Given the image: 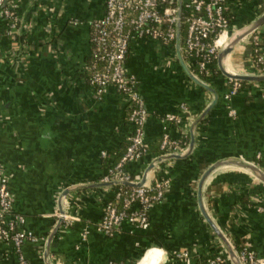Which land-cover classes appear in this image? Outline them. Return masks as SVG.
Returning <instances> with one entry per match:
<instances>
[{"label": "crops", "instance_id": "crops-1", "mask_svg": "<svg viewBox=\"0 0 264 264\" xmlns=\"http://www.w3.org/2000/svg\"><path fill=\"white\" fill-rule=\"evenodd\" d=\"M105 1L8 0L21 40L7 34L0 11V169L12 194L11 215L21 216L19 229L37 238L25 241L21 254L29 264H47L46 249L50 264H203L213 254L226 255L199 209L198 181L223 158L247 160L264 171V82L245 81L225 98L230 83L223 74L209 81L198 77L215 90L217 100L195 128L191 154L149 172L146 181L166 178L169 184L163 199L150 207L146 226L124 222L110 234L100 231L103 208L114 199L115 186H99L70 191L61 207L74 219L53 231L61 192L100 182L132 131L122 96L112 85L97 95L86 69L93 24L105 15ZM225 7L235 31L264 12V0H225ZM255 36L264 56L263 24L238 43L225 60L227 70L256 73ZM125 72L134 76L147 110L142 136L148 143L163 134L177 140L189 134L191 122L214 98L186 75L172 44L136 38ZM168 113L178 121L165 120ZM154 157L145 154L126 164V171L138 181ZM202 202L234 247L245 246L264 257L261 181L243 168L219 167L203 185ZM51 232L55 234L46 248ZM179 252H188L189 263ZM17 261L13 247L0 242V264Z\"/></svg>", "mask_w": 264, "mask_h": 264}, {"label": "built area", "instance_id": "built-area-1", "mask_svg": "<svg viewBox=\"0 0 264 264\" xmlns=\"http://www.w3.org/2000/svg\"><path fill=\"white\" fill-rule=\"evenodd\" d=\"M173 2L177 3V0H106L105 15L93 24L92 59L86 66V69L92 71L90 84L97 95H101L108 85L114 86L129 107L128 121L132 126L127 138L128 146L125 154L120 161L109 168L100 182L112 180L136 182L126 170L122 169V164L125 161H135L146 154L142 127L147 110L136 91L134 76L125 72V60L131 42L139 37L150 38L159 44L175 45L177 5H173ZM183 5L189 10L184 17L185 33L182 37L181 53L189 68L193 64V58H196L195 64L199 72L207 75L210 61L217 57L221 48L219 39L225 35L224 40H227L233 32L224 14L225 0H188L183 2ZM0 11L8 23L7 34L18 32V21L8 5V0H0ZM182 21L181 15V29ZM254 42L257 56L253 63L255 72L259 73L264 70V56L259 51L256 36ZM195 76L198 77L197 74ZM228 80L230 87L225 98L235 94L241 83L235 79ZM180 108L186 110L184 104H180ZM229 113L234 115L235 112L230 110ZM164 119L172 122L178 121L179 118L168 113ZM187 145H180L177 139L163 134L159 155L182 153ZM102 154L104 155V152ZM168 184L166 178H156L152 182L146 181L140 187L115 186L114 199L107 202L103 208L99 230L110 234L124 222L136 228L146 226L150 207L163 199ZM134 204L138 205L135 209H133ZM11 208L12 194L8 188V178L0 169V242L6 241L13 247L18 256L16 264H29L21 254V246L25 241H37V238L33 233L19 229L18 225L23 218L11 215ZM59 216L58 211L56 217ZM73 219V216L64 212V222L69 223ZM238 254L242 264H264V257L257 256L248 247L243 246ZM177 255L189 263L188 252H179ZM203 264H231V262L227 255L216 253L208 257Z\"/></svg>", "mask_w": 264, "mask_h": 264}, {"label": "water", "instance_id": "water-1", "mask_svg": "<svg viewBox=\"0 0 264 264\" xmlns=\"http://www.w3.org/2000/svg\"><path fill=\"white\" fill-rule=\"evenodd\" d=\"M177 21H176V36H175V49L177 52L178 59L180 61V64L186 73V75L193 80L196 84H198L200 87L208 90L214 95V98L212 102L191 122L189 127V142L182 153L174 154H163L159 155L157 157H154L148 164V166L144 169L143 174L141 178L136 182H129V181H122V180H112L109 182H96V183H87V184H76L69 186L65 188L60 196H59V204H58V211L60 213V216L58 217L56 228L53 231H57L59 227L63 224V214L64 210L61 207V201L62 199L72 190L80 189V188H92V187H99V186H130V187H140L142 186L149 174V172L158 164L170 160V159H181L185 158L186 156L190 155L193 147H194V132L197 124L204 119L206 114L209 112V110L212 108V106L215 104L217 100V95L215 90L208 85L207 83L200 80L198 77L195 76V74L191 71V69L186 65L185 60L183 58V55L181 53L182 49V33H181V13H182V0H177ZM264 24V12L260 14L257 18L249 22L247 25L242 26L241 28L233 31L227 41L224 43V45L218 50L217 57H216V63L217 68L228 79H235L241 82L245 81H252V82H264V73H236V72H229L225 68L224 61L228 58V56L233 52L235 47L238 45V43L245 38L246 36L252 34L257 28H259L261 25ZM222 166H235L239 168H243L247 170L249 173H251L256 179L261 181L264 184V171L255 163L243 160L240 158H223L220 160H217L213 162L210 166H208L201 174L199 181H198V187H197V199H198V205L199 209L206 220V222L209 224L213 232L216 234L217 238L219 239L221 245L225 249L226 255L231 262V264H242L239 258L238 250L229 242L225 234L220 230V228L213 222V220L208 215L207 211L205 210L202 202V189L203 185L208 178V176L217 168ZM55 232H51L50 236L47 238V245L46 248L53 237ZM45 260L47 264H50L48 261V252L47 249L45 251Z\"/></svg>", "mask_w": 264, "mask_h": 264}, {"label": "trees", "instance_id": "trees-1", "mask_svg": "<svg viewBox=\"0 0 264 264\" xmlns=\"http://www.w3.org/2000/svg\"><path fill=\"white\" fill-rule=\"evenodd\" d=\"M173 5H176V2H173ZM188 10L189 9H187L184 5L182 6V13H181L182 20H183L182 21V29H181L182 37L184 36V33H185L184 17L188 14ZM224 14L227 17L228 23L230 24L233 19H232V16H231L230 12L228 10H226V8L224 10ZM15 35H16L17 39L19 38L18 40H21V38H20L21 37V32H16ZM256 49H257L256 46L253 45V52H252L253 62L255 61L256 56H257ZM91 59H90V61H91ZM196 61H197V59L193 58V60H192L193 64L190 65V69H191V71H193V73L197 74L198 77H200L201 79H204V80L206 79L207 81H209V79L221 75L220 71L217 68L216 58H213L210 61V64H209V67H208L209 73H210L209 75H211L210 78L206 77L203 72H199V70L197 68V65L195 64ZM87 70L90 72V76H91V72L92 71L90 69H87ZM262 71H264V70H262ZM245 83L246 82H241L240 83V87L242 85H244ZM188 142H189V134L187 132H185L178 139V144L186 146L188 144ZM160 143H161V137H159V139L156 142H153V143L146 142L145 146H144V150H145L146 154H151V156H158L159 153L161 152ZM127 146H128V141L124 144L123 149L121 151H119L117 153V155L115 156V163L114 164H116L118 161H120V159L123 157V155L126 152ZM128 163H129L128 161L123 162V164H122V169L123 170H126V164H128ZM235 248L238 251H240L242 246L238 245V246H235Z\"/></svg>", "mask_w": 264, "mask_h": 264}, {"label": "bare ground", "instance_id": "bare-ground-1", "mask_svg": "<svg viewBox=\"0 0 264 264\" xmlns=\"http://www.w3.org/2000/svg\"><path fill=\"white\" fill-rule=\"evenodd\" d=\"M225 35H222L221 36V38L219 39V42L221 41V47L224 45V43L227 41V40H224L225 39V37H224ZM228 39V38H227ZM226 60V59H225ZM224 64H225V61H224ZM225 68L227 69V67L225 66ZM229 71V70H228ZM229 72H231V71H229Z\"/></svg>", "mask_w": 264, "mask_h": 264}]
</instances>
